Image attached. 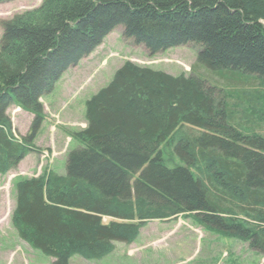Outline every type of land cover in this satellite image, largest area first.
Wrapping results in <instances>:
<instances>
[{"label": "trees", "instance_id": "trees-1", "mask_svg": "<svg viewBox=\"0 0 264 264\" xmlns=\"http://www.w3.org/2000/svg\"><path fill=\"white\" fill-rule=\"evenodd\" d=\"M42 1L1 22L2 175L38 151L42 99L115 29L151 56L190 46L197 66L173 75L125 62L86 102L66 172L17 180L19 237L52 264H71L132 244L149 221L195 214L264 255V135L245 133L229 105L236 84L264 85V0ZM11 106L36 115L21 139Z\"/></svg>", "mask_w": 264, "mask_h": 264}, {"label": "rangeland", "instance_id": "rangeland-1", "mask_svg": "<svg viewBox=\"0 0 264 264\" xmlns=\"http://www.w3.org/2000/svg\"><path fill=\"white\" fill-rule=\"evenodd\" d=\"M42 2L6 0L0 3V39L2 21L38 8ZM196 53L190 46H180L151 56L143 47L127 41L123 37V28L119 27L77 66L62 75L54 90L41 101L45 117L33 141L38 151L32 150L16 169L0 175V264H52L50 257L21 239L12 224L15 184L20 178L38 176L45 169L66 172L69 151L81 144L73 139V133L87 126L86 102L108 85L127 61L173 75H189L197 66ZM200 72L206 74L202 69L197 73ZM236 87V91L230 94L233 104H228L234 108L242 125H247L243 127L245 133L264 135V85L252 78L236 84ZM7 113L17 138L31 132L35 114L15 106H11ZM237 218L253 222L245 214L238 213ZM70 263L264 264V255L252 250L245 239L229 235L192 214L171 220L149 221L132 244L117 242L116 250L100 260L74 255Z\"/></svg>", "mask_w": 264, "mask_h": 264}]
</instances>
